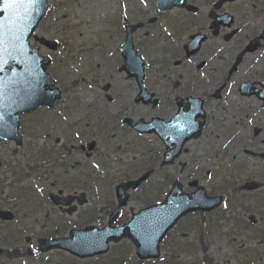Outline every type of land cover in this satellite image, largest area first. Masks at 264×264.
I'll return each instance as SVG.
<instances>
[{
    "label": "rangeland",
    "instance_id": "374dc122",
    "mask_svg": "<svg viewBox=\"0 0 264 264\" xmlns=\"http://www.w3.org/2000/svg\"><path fill=\"white\" fill-rule=\"evenodd\" d=\"M190 1L202 5L203 15L210 8V3L201 2L204 0ZM251 1L239 0L220 10L231 12L238 8L233 21V28L238 29V45L264 27V0H256L254 7ZM47 4L35 36L54 41L56 48L51 51L37 40L30 39V43L31 48L50 59L46 72L61 97L51 109L38 108L20 116V144L0 140V211L10 215L7 220L0 218V264H122L124 260L125 264H137L133 246L125 239L111 244L104 256L84 259L57 250L40 253L36 240L66 236L69 228L91 223L103 226L113 207L115 185L149 169L150 176L130 192L116 224L128 219L130 209L136 211L160 201L174 179L182 183L184 190L188 188L187 181L194 179L208 193L213 190L226 195L229 210L220 209L219 214L207 216L204 226L208 228L198 219L197 226L185 228V236L177 239L175 260H166L169 253L163 251L161 260L140 264H264V242L256 238L259 233L240 228L249 224L250 214L259 223L258 230L264 228V201L260 200L264 196V159L252 153L264 154V110L257 106L259 103L250 98L240 101L235 95H228L219 104V100L210 98L202 136L190 140L186 151L165 166L160 165V141L152 134L138 135L122 122L125 118L133 123L154 116L165 118L172 110L175 112L171 100L184 88L163 85L160 69L165 67L168 70L164 72L169 71L174 78L176 72L179 78L187 76V70L197 76L193 67L199 59L194 56L171 67L170 53L164 50L170 48L174 58L180 57L181 49L171 46L173 37L178 43L195 30L207 32L206 16L201 14L189 21L184 13L175 10L173 17L162 16L160 23L151 25L147 21L155 16L151 0H47ZM123 13L130 22L144 21L151 31L152 35L144 38L145 29L137 30L134 41L153 52L148 55L149 65L153 66H148L146 75L148 80L156 76L151 87L165 100L164 111L172 109L169 113L160 111L162 104L152 109L134 103V84L124 80L118 70ZM153 40L158 41L155 46ZM211 42H206L205 47L216 46L220 55L213 60L215 67L209 80H197L205 92L217 88L237 48L230 42L223 43L220 37L208 45ZM228 49L230 53L225 51ZM242 64L235 75L237 80L253 72L263 76L264 48L246 54ZM106 83L113 87L112 91L102 90ZM252 125L261 126L259 136L253 137L252 129L257 126ZM91 141L94 146L88 151L86 146ZM81 146L85 149L81 150ZM181 163L184 168H180ZM237 181H255L260 186L236 193L232 187ZM50 193L73 199L69 205L61 204V200L54 205L48 200ZM79 196L84 201L81 205L75 200ZM243 196L245 202L241 201ZM71 206L74 209L66 213Z\"/></svg>",
    "mask_w": 264,
    "mask_h": 264
},
{
    "label": "water",
    "instance_id": "95a60500",
    "mask_svg": "<svg viewBox=\"0 0 264 264\" xmlns=\"http://www.w3.org/2000/svg\"><path fill=\"white\" fill-rule=\"evenodd\" d=\"M158 7H170L172 5H182L183 0H157ZM45 0H40L39 5L32 10L34 13L30 17V25L32 28L40 19L45 11ZM12 14L16 9H8ZM3 11L0 12V19L3 18ZM28 27V28H29ZM136 26L126 28V43L123 46L122 52L125 55V60L129 61L133 57L131 50L130 34ZM27 35L23 34L22 42L16 44V47L10 48L12 55L6 57L8 63L4 65L3 71H0V81L3 82V97H0V113H3V121H0V138L5 140H14L20 143V137L17 134V114L24 112H31L33 109L46 106L52 107L55 99L59 98L57 90H44L47 85L52 84L48 77L43 72V69H38V62L44 66L48 63L46 59L28 53V46L26 43ZM50 49L54 48L53 43L43 42ZM9 67V70H5ZM25 83H35V92L32 99L27 102H20L14 95L15 90ZM16 103H13V101ZM128 123H130L128 121ZM140 121L133 126L138 132L155 133L164 141L165 147L169 148L172 144L174 148L167 150L163 155L162 164L171 163L172 160L179 154L181 146V135L183 130L178 126L177 121L173 119L171 122L163 124L158 123L153 128H148L142 125ZM92 144L88 146V149ZM148 173L143 174L136 180H132L123 184H119L115 188V197L117 205L111 215L107 226L101 230L94 226H87L83 229H70L68 237L53 239V240H39L38 246L40 251H48L51 248H60L69 253L78 256L79 258L103 254L107 251L108 242L113 240L119 241L122 237H128L135 247V254L138 258H156L158 257L159 241L165 232L180 218L183 214L194 209L210 210L219 202L218 198H206L202 189H197L194 193L185 194L181 192L180 186L175 182L163 202L139 210L137 213L131 214V219L126 224L120 227L111 228L110 224L117 215L121 206L126 204L128 195L125 191L128 188L135 189L143 180L146 179ZM70 201H65L68 204ZM81 204L82 201L78 200ZM72 210L69 209L68 212ZM2 219H8L7 213H0Z\"/></svg>",
    "mask_w": 264,
    "mask_h": 264
},
{
    "label": "snow or ice",
    "instance_id": "6c2138e0",
    "mask_svg": "<svg viewBox=\"0 0 264 264\" xmlns=\"http://www.w3.org/2000/svg\"><path fill=\"white\" fill-rule=\"evenodd\" d=\"M40 0H0V12L6 9L22 8L25 15L28 14L30 8L37 6ZM23 28L13 30L4 20L0 19V71H3L4 65L8 63L6 57L15 59L10 48H15L16 44L22 42ZM35 83H25L15 90L14 95L20 102H27L32 99L35 92ZM3 82L0 81V97H3ZM13 103H16L14 100ZM3 113H0V121H3Z\"/></svg>",
    "mask_w": 264,
    "mask_h": 264
},
{
    "label": "flooded vegetation",
    "instance_id": "af4514ba",
    "mask_svg": "<svg viewBox=\"0 0 264 264\" xmlns=\"http://www.w3.org/2000/svg\"><path fill=\"white\" fill-rule=\"evenodd\" d=\"M144 26H145V24H143V27ZM218 36H221L224 39L225 38V33L222 34V32H219V34L216 37H218ZM207 41H208V37H206L205 41H203V43L201 44V48L199 49V51L197 53H202V51H203L202 48H203V46L205 45V43ZM234 54H233V56H234ZM236 58H237V56L235 55L233 57L232 63L236 61ZM232 63H230V65L227 67V71L226 72H227V76L228 77L231 76L234 72H236L238 70L239 65H240L241 62L238 63V65L234 69V72L231 73L230 72V69H231ZM203 64H204V61L200 62V64H199L198 67L201 68L203 66ZM243 82L250 83L252 86L250 88H248V90L255 93L258 90H261L262 89V87L260 88V87H258V85H259L260 82H264V75L263 76H260V77L259 76H256V75H253V76L251 75L250 77H246L245 79H242L240 81V83H243ZM259 86H261V85H259ZM151 92H152L153 95L155 94L153 91H151ZM244 188H245L244 187V183H239L234 188H232V190H234V192H243ZM213 193H215V191H213ZM181 236L184 237L185 236V233H181Z\"/></svg>",
    "mask_w": 264,
    "mask_h": 264
}]
</instances>
